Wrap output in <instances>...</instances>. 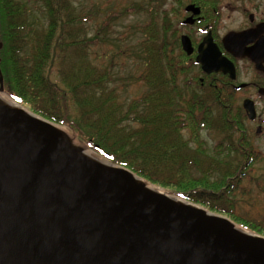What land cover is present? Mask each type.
Returning a JSON list of instances; mask_svg holds the SVG:
<instances>
[{"label": "trees", "instance_id": "trees-1", "mask_svg": "<svg viewBox=\"0 0 264 264\" xmlns=\"http://www.w3.org/2000/svg\"><path fill=\"white\" fill-rule=\"evenodd\" d=\"M41 6L45 23L33 29L24 3L0 0L4 92L31 112L67 127L75 144L95 149L146 184L224 212L220 206L225 202L212 192L217 189L213 180L231 172L223 166L235 154L231 133L240 126V117L233 118V112L217 102L216 90L199 92L197 84L191 83L187 73L195 64L183 52L169 17L178 10L157 3L147 7L149 19L141 28L144 37L139 44L145 62L139 79L146 89L122 102L109 85L110 68L88 61L87 46L95 44V38L75 32L83 31L90 14L76 10L70 0H41ZM53 71L63 88L50 80ZM180 75L185 79L181 83ZM204 128L222 134L212 155L201 138ZM231 217L264 235L261 229Z\"/></svg>", "mask_w": 264, "mask_h": 264}, {"label": "water", "instance_id": "water-1", "mask_svg": "<svg viewBox=\"0 0 264 264\" xmlns=\"http://www.w3.org/2000/svg\"><path fill=\"white\" fill-rule=\"evenodd\" d=\"M195 60L205 72L228 62L209 34ZM18 106L0 96V264H264V236L95 160Z\"/></svg>", "mask_w": 264, "mask_h": 264}, {"label": "flooded vegetation", "instance_id": "flooded-vegetation-1", "mask_svg": "<svg viewBox=\"0 0 264 264\" xmlns=\"http://www.w3.org/2000/svg\"><path fill=\"white\" fill-rule=\"evenodd\" d=\"M186 1L181 25L187 29L197 26L196 31L188 30L179 36L187 35L194 48L191 54L184 52L195 64L187 76L191 83L197 84L199 92L216 90L217 102L228 107L233 118L240 117V126L231 133L232 142L236 143L235 154L227 157L228 164L223 166L231 172L226 178L213 180L217 189L212 190L218 201L225 202L220 209L238 218L231 197L249 177L248 169L264 158V148L255 147L246 131V126L251 124L255 135L264 134V0ZM189 5L198 12L187 10ZM225 18L232 27L222 32ZM208 34L221 56L228 61L223 66L226 70L205 72L196 62L198 45ZM0 41L3 46L1 37ZM262 178L257 185H264V175ZM220 184L223 185L218 187Z\"/></svg>", "mask_w": 264, "mask_h": 264}, {"label": "rangeland", "instance_id": "rangeland-1", "mask_svg": "<svg viewBox=\"0 0 264 264\" xmlns=\"http://www.w3.org/2000/svg\"><path fill=\"white\" fill-rule=\"evenodd\" d=\"M17 1L25 4L27 9V19L30 23L31 28L40 29V27L45 23L41 0ZM70 1L74 5V7H76V10L85 11L90 14V18H88L83 23V31L75 30V32L78 36L85 35V37L87 38H95V44L92 45L90 42L87 46L88 61L96 66H106L110 68L113 80L109 85L113 86L117 90V92L119 93V100L122 102H126L132 98L139 96L146 89L144 82L139 79V75L144 71L145 68V62L139 44L144 37L141 28L147 23L149 19L147 7L157 3L161 7L167 9H170V7H174L176 10H178V12L170 13L169 15L173 28L177 30L176 32L178 37L182 33H188V30H197V26L187 29L186 27L183 28L181 25L184 16V6L187 3L186 0H181V4H177L174 0ZM158 24H160V22ZM231 27L232 25H230L228 19L225 18L222 32L228 31ZM26 52L27 48H25V53ZM56 64L54 65V67H56ZM49 76L51 81L57 83L59 87L63 88V85L55 74V71L51 72ZM183 76L184 75H180L179 77L180 83L185 80L183 79ZM0 96L5 102L16 103L5 92L1 93ZM21 106L26 110L31 111L28 107L23 105ZM71 114L74 115L75 113L71 111ZM58 126L68 133L67 127L61 125ZM246 128L249 137L255 143V147L264 148V134L259 136L255 135L251 124H248ZM183 134L184 136H187V131L184 130ZM201 138L204 141L206 152L209 155H212L214 152L213 147L222 138V134L215 129L210 130L208 128H204L201 131ZM190 147L195 148V145L190 144ZM85 151L87 155L94 158L95 160H98L100 162H104L106 160L105 158L100 156L93 148H85ZM229 158H231V156H229ZM248 171H250L249 177H247L241 183L240 188L238 190H235L231 197L233 203L235 201L236 215H234L239 219L246 221L247 224L252 225L256 228L260 227L259 229L264 231V185L256 184L257 181L263 179L262 176L264 175V158L258 160L248 169ZM250 176H252L251 179ZM172 196L178 197L175 195ZM196 205L207 209L202 204L196 203ZM225 209H228V207ZM214 213L230 218L232 220L230 213ZM235 225L242 228V226L237 222H235ZM243 228L247 231H251L246 227ZM257 234L262 235L259 232Z\"/></svg>", "mask_w": 264, "mask_h": 264}, {"label": "bare ground", "instance_id": "bare-ground-1", "mask_svg": "<svg viewBox=\"0 0 264 264\" xmlns=\"http://www.w3.org/2000/svg\"><path fill=\"white\" fill-rule=\"evenodd\" d=\"M6 103H8L9 105H11L12 107H15V108H17V107H19L18 106V104L17 103H13V102H6ZM148 186H149V188L150 189H152V190H156V189H158V190H161L159 187H156V186H154V185H151V184H147ZM175 199H177V200H182V199H184V198H182V199H180L181 197H174ZM185 200V199H184ZM185 201H187V200H185ZM187 202H190V201H187ZM190 203H194V202H190ZM236 227H237V229H239L240 231H243V232H249V231H247L246 229H244V228H241V227H239V226H237V225H235Z\"/></svg>", "mask_w": 264, "mask_h": 264}]
</instances>
